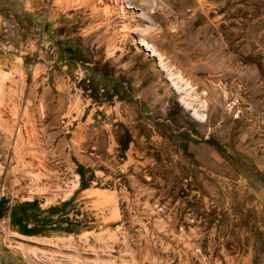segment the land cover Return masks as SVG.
<instances>
[{
  "label": "rangeland",
  "instance_id": "rangeland-1",
  "mask_svg": "<svg viewBox=\"0 0 264 264\" xmlns=\"http://www.w3.org/2000/svg\"><path fill=\"white\" fill-rule=\"evenodd\" d=\"M4 107L0 264H264V0H0Z\"/></svg>",
  "mask_w": 264,
  "mask_h": 264
},
{
  "label": "bare ground",
  "instance_id": "bare-ground-1",
  "mask_svg": "<svg viewBox=\"0 0 264 264\" xmlns=\"http://www.w3.org/2000/svg\"><path fill=\"white\" fill-rule=\"evenodd\" d=\"M138 43L144 46L147 45V49L152 50L149 48L148 42H146L144 39H140ZM152 51L155 52V49ZM174 84L178 85L176 81H174ZM185 103L189 108H191V105L188 101L185 100ZM193 112L194 115L198 118H203L196 109H193ZM16 114L17 113L15 111L13 112V114H11L5 107L1 111V117L3 121V123L1 124V129L3 130V134L6 140L0 137V147L3 146L6 154L8 155V157H10L9 159L22 160L24 166L32 167L33 169L38 170V172H35L33 174V179H30L32 181V183L30 184L33 187L42 190L52 188L56 183L55 176L51 174L52 172L50 173V171H44V161L42 160L41 156H34V154L29 150L28 146L24 142V135L25 137L33 135L30 133V130H32V132L34 133L33 136H35L36 127L30 124H28L27 127V124H23L22 120L21 122L20 120H17V118L15 117ZM27 129H30L28 133H26ZM34 139L40 142L37 137H35ZM41 257L39 256V258Z\"/></svg>",
  "mask_w": 264,
  "mask_h": 264
},
{
  "label": "crops",
  "instance_id": "crops-1",
  "mask_svg": "<svg viewBox=\"0 0 264 264\" xmlns=\"http://www.w3.org/2000/svg\"><path fill=\"white\" fill-rule=\"evenodd\" d=\"M27 225H28V227L34 226L33 223H29V224H27Z\"/></svg>",
  "mask_w": 264,
  "mask_h": 264
}]
</instances>
